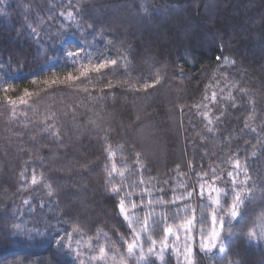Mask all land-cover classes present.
I'll use <instances>...</instances> for the list:
<instances>
[{
    "label": "trees",
    "instance_id": "16d2710c",
    "mask_svg": "<svg viewBox=\"0 0 264 264\" xmlns=\"http://www.w3.org/2000/svg\"><path fill=\"white\" fill-rule=\"evenodd\" d=\"M68 2L0 0L4 10L0 14V76L11 84L7 95L12 99L24 95L25 89L33 93L30 107L19 105L13 117L0 92V264H75L53 240L55 228L70 230L73 223H79L87 236L95 237L97 229H102L117 241L128 231L118 215L117 200L105 188L102 132L90 121L112 129L111 143L123 144L129 161L134 152L141 153L142 171L129 181L142 176L145 183L136 193L146 188L153 201L161 196L167 201L174 188L177 194L184 192L178 185L181 181L195 184L202 167L205 171L209 166L222 168L226 173L231 170L225 162L229 156L242 162L247 159L256 185L255 199L246 205L243 219L226 225L224 243L234 264H264V243L249 245L245 235L251 222L264 212V144L243 129L250 100L256 109L250 123L258 128L264 123V0H72L71 9ZM69 10L77 14L79 27L60 16L61 11ZM32 27L38 37L32 34ZM82 45L94 57L116 58L118 51L125 53L127 69L119 67L115 73L106 69L99 80L92 73L88 92L45 85V80L63 79L73 70L65 51ZM217 56H227L235 63L221 67ZM157 71L163 77L161 83L146 92L117 84L151 81ZM109 80L117 86L106 88ZM84 86L80 84V88ZM212 92L217 93L219 103L215 105L204 100ZM229 92L236 108L230 106ZM204 111L213 118L224 112L216 124L217 132L206 131ZM48 116L54 117L47 123L59 129V141L42 130V121ZM149 126L160 135L158 141L165 149L159 162L152 161L141 144V133ZM253 150L256 157L250 155ZM36 155H42L43 161L35 160ZM30 158L57 189L54 197H48L43 187L18 191L19 173ZM25 198H31L30 206L23 205ZM148 198L145 195V201ZM133 199L138 200L139 195ZM181 203L197 207L199 217L196 196ZM154 207L153 215L159 217L171 206L154 203ZM46 220L53 227L45 231ZM14 222L25 224L26 229H40L41 234L32 238L14 234ZM162 235L163 226L154 233L155 238ZM117 247L124 251L119 242ZM194 257L196 264H210L195 246ZM165 261L177 264L170 253Z\"/></svg>",
    "mask_w": 264,
    "mask_h": 264
},
{
    "label": "snow or ice",
    "instance_id": "6c2138e0",
    "mask_svg": "<svg viewBox=\"0 0 264 264\" xmlns=\"http://www.w3.org/2000/svg\"><path fill=\"white\" fill-rule=\"evenodd\" d=\"M67 7H73L72 0H69ZM4 10L0 8V14ZM79 9H77V14ZM77 14L69 10L67 13L61 11L60 16L65 20L76 21ZM51 19V17H49ZM77 26L79 24L77 22ZM31 27V25H29ZM89 28L92 25H88ZM31 32L35 36H39L36 28L32 27ZM108 43H111L109 41ZM87 45H82L76 48H68L65 51V57L69 64L73 66V70L69 71L63 79L45 80L44 84L51 86H67L74 89L88 92L87 84L92 83V73L97 74V80L102 79L106 73L104 70L111 69L113 73L119 67L127 69L128 60L125 53L118 51L116 58L104 56L99 54L93 56L92 52L86 51ZM84 53V55H81ZM216 60L220 66L234 64L235 61L229 59L227 56H217ZM3 67V65H0ZM181 74L183 69H180ZM73 72L77 73L76 75ZM155 78L151 81L145 79L143 82L137 80L129 83L128 80L118 81L117 84L127 87L132 91H147L150 88H155L163 79L159 71L154 73ZM223 76V74H221ZM216 79L215 76L212 78ZM84 84L80 88V84ZM36 83V81H33ZM111 80L105 85L106 88L111 89L117 86ZM206 90L211 87V84L206 85ZM235 87V84L232 85ZM11 90V84L0 76V92H3L4 100L11 107L13 117L16 115V108L19 105L29 106V98L33 93L27 89L24 90V95L17 99H12L7 95ZM103 91V89H101ZM223 91V90H221ZM242 93L247 95L246 90L240 89ZM227 99L230 101V106L237 107L235 97L231 92L228 93ZM204 100H210L212 104L219 103L217 100V93L212 92L211 97L207 94ZM251 105L250 114L244 120L243 129L255 134L258 144H264L261 139V133L264 132V123L259 128L253 126L255 119V103L249 101ZM199 108L200 105H193ZM207 109V105H203ZM27 115V112H23ZM205 120H207L206 131L214 133L218 131L216 124L222 121L224 112L221 111L219 115L214 118L209 116V111L201 113ZM53 116L46 117L43 131L46 132L50 138L56 141L60 140L59 129L55 124L47 123L48 120H53ZM97 131L102 132L100 139L103 140V152L106 154L103 171L105 173V188L110 196L117 200L118 215L122 217L128 231L120 234L117 240H113L108 233L102 229H97L95 237L87 236L84 228L79 223L71 224L69 229L55 228V235L53 240L61 252H66L75 264H166L165 255L171 254L175 257L177 264H196L194 257V246L198 247L199 252L207 257L210 261H218L219 264H234V262L227 256V249L224 243V232L226 225L231 226L234 222L238 223L243 219L244 209L246 205L250 204L255 199L256 185L252 183V177L249 174L250 165L245 159L243 162L237 156H229L225 161L231 166V170L218 169L209 166L205 171L203 167L197 173V181L195 184L189 186L187 183L181 181L178 187L183 188L184 192L177 194L176 189L172 190V197L167 201L163 196L156 198L155 201L151 198V192L148 189H142L139 194L136 189L145 183L142 176L139 180L129 181V177L142 171L143 164L141 161V153L134 152V159L129 161L125 154V146L121 143L113 145L109 139L110 128H102L96 121H90ZM35 139V137H32ZM255 145L253 148L255 149ZM134 149V146H133ZM251 157H256L257 152L253 150ZM35 160L43 161L42 155H36ZM32 158L25 161V166L19 173L20 187L18 191H28L29 189L37 190L40 187L46 191L48 197H54L57 189L45 179L44 173L38 171L36 165L32 164ZM135 165V167H133ZM192 168V165H189ZM179 166H177V171ZM180 175H186L180 173ZM163 192L164 189H159ZM139 195V199H133L134 196ZM149 198L145 201L144 197ZM193 196L199 200V217H197V207L190 203H181L183 201H191ZM155 204L171 206L168 211H162L159 217L153 215L156 209ZM32 204L31 198H25L23 205L30 206ZM44 206V201L41 200L40 207ZM34 211V209H32ZM144 214L141 215V211ZM169 211L171 215H169ZM16 215L15 207L13 209V216ZM54 215H58L54 214ZM57 224L60 221L57 219ZM163 226V235L155 238L156 230ZM53 227L49 221L44 222V230ZM14 234L27 235L32 238L33 234H41V230L35 227L26 229V225L14 222L11 225ZM195 230V232H194ZM249 245L264 243V212H261L254 221L251 222V227L245 233ZM198 237V239H197ZM124 247L121 252L117 247V243Z\"/></svg>",
    "mask_w": 264,
    "mask_h": 264
},
{
    "label": "rangeland",
    "instance_id": "374dc122",
    "mask_svg": "<svg viewBox=\"0 0 264 264\" xmlns=\"http://www.w3.org/2000/svg\"><path fill=\"white\" fill-rule=\"evenodd\" d=\"M159 137L160 135L156 134L152 126H149L141 133L143 150L152 161L156 162L163 160L165 157V149L162 143L158 141Z\"/></svg>",
    "mask_w": 264,
    "mask_h": 264
}]
</instances>
